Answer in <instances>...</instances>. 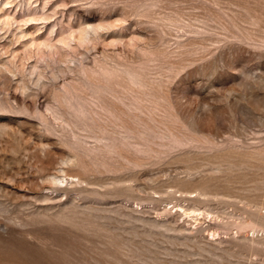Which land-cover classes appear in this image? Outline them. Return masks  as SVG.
Wrapping results in <instances>:
<instances>
[{
    "label": "rangeland",
    "instance_id": "374dc122",
    "mask_svg": "<svg viewBox=\"0 0 264 264\" xmlns=\"http://www.w3.org/2000/svg\"><path fill=\"white\" fill-rule=\"evenodd\" d=\"M0 264H264V0H0Z\"/></svg>",
    "mask_w": 264,
    "mask_h": 264
},
{
    "label": "bare ground",
    "instance_id": "6f19581e",
    "mask_svg": "<svg viewBox=\"0 0 264 264\" xmlns=\"http://www.w3.org/2000/svg\"><path fill=\"white\" fill-rule=\"evenodd\" d=\"M183 211H184V210L182 209V212H183ZM185 211H186V210H185ZM185 211H184V212H185ZM193 211H194V210H193ZM186 212H187V211H186ZM191 212H192V210H191ZM191 212H187V213H185V215H187L188 213L191 214ZM193 213L195 214L196 212H193ZM189 214H188V215H189ZM194 214H193V215H194ZM196 214H197V213H196ZM200 215H201V214H200ZM190 216H192V215H190ZM197 216H198V215H197ZM194 217H195V216H194ZM210 235H211V236H214V234H212V233H211Z\"/></svg>",
    "mask_w": 264,
    "mask_h": 264
}]
</instances>
